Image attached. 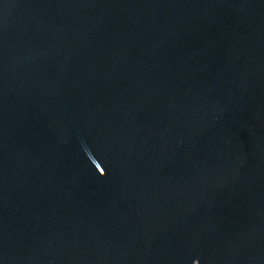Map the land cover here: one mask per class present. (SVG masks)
<instances>
[{
    "label": "water",
    "instance_id": "95a60500",
    "mask_svg": "<svg viewBox=\"0 0 264 264\" xmlns=\"http://www.w3.org/2000/svg\"><path fill=\"white\" fill-rule=\"evenodd\" d=\"M0 264H264V0H0Z\"/></svg>",
    "mask_w": 264,
    "mask_h": 264
}]
</instances>
